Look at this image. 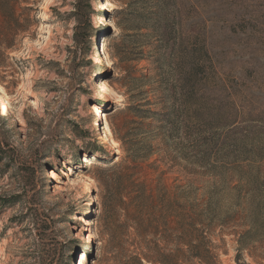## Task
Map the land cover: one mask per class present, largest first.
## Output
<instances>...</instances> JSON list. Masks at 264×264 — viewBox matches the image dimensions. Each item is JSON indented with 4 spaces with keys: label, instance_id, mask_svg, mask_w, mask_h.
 Returning a JSON list of instances; mask_svg holds the SVG:
<instances>
[{
    "label": "rangeland",
    "instance_id": "374dc122",
    "mask_svg": "<svg viewBox=\"0 0 264 264\" xmlns=\"http://www.w3.org/2000/svg\"><path fill=\"white\" fill-rule=\"evenodd\" d=\"M91 1L93 50L84 55L73 41L76 0H20L26 28L8 51L0 11V123L19 161L48 147L65 157L26 190V174L0 166V197L23 194L0 211V264H80L82 255L84 264H133L144 254L264 264V0H177L170 63L164 41L134 23L154 0H103L105 10ZM101 83L108 94L94 100ZM134 181L154 196L139 203L143 226L154 200L167 192L173 202L168 219L166 203L157 205L146 234L128 217L137 205L119 202L132 200Z\"/></svg>",
    "mask_w": 264,
    "mask_h": 264
},
{
    "label": "trees",
    "instance_id": "16d2710c",
    "mask_svg": "<svg viewBox=\"0 0 264 264\" xmlns=\"http://www.w3.org/2000/svg\"><path fill=\"white\" fill-rule=\"evenodd\" d=\"M19 1L20 0H0V11L5 18L7 23L6 28L8 29L6 38H9V36L13 35L11 39H7V41L4 43L6 44L7 51L12 49L14 46V36L24 32L26 28V25L21 22L20 16L16 14V5ZM151 3L153 4H148L147 2L146 5L143 6L146 10L151 11V15L136 13L138 15L136 16L134 23H136L135 26H139L137 24H141V26H144L145 28L152 29L154 33H156L155 36L161 38V40L164 41V43L160 46V49L163 47L164 50L168 52L166 57L170 63L173 61V53L176 43L174 32L176 25L178 24V3L177 0H154ZM24 10H32V8H24ZM94 14L95 10L93 9L91 0H76L73 11V17L75 20V25L73 28V41L75 43V51L81 55L86 54L87 51L89 52L93 50L92 38L94 36L95 29L92 23V17ZM3 55L8 59L6 53ZM182 80V88L189 94L192 89V75L190 70L185 74ZM169 88L171 91H173L174 85H170ZM4 123L5 122L3 121L0 123V166L4 162H7V166L10 167L14 164L18 167L22 174H26L23 176L24 189L31 184L33 176L36 175L39 169L41 172H45L49 168L53 167L56 163L59 164L62 161H65V157H62L61 153L59 151L53 150L52 147L44 148V150H37L34 155L35 159L31 163H29V161H19L18 157H20V154L12 146L10 139L7 137L8 131H5L4 127L2 126ZM45 159H48L47 162H45ZM22 195L23 194L10 197H0V211L4 212L5 208L16 205L21 201ZM130 196L132 199L130 202L123 201V198H120L119 202L121 205L126 207H131L133 206L132 204L137 205L139 212L135 214V217L131 216V214H129L128 217L133 218L134 221L138 220L137 224L139 225V228L144 229L143 231L145 234L150 232V228L153 227V224L151 223L158 220V217H156L155 214V210L158 207L157 205L166 203L165 212H167V214L164 216L165 219H168L172 215L171 212L173 209V202L170 201L168 193L164 192L162 197L159 199V204H155L154 200V207H152L153 211L151 212L149 225L143 226L142 221H140L141 218H143V216H141V213L143 212L141 207L143 206L139 205V203H145L149 199H154V196L151 193V190L148 188V185L141 181H134L132 183V191ZM7 230L8 228L3 230V235L7 233ZM132 260L134 261L133 264H168L167 261L152 257L148 254H144L142 257L138 255L134 256Z\"/></svg>",
    "mask_w": 264,
    "mask_h": 264
},
{
    "label": "bare ground",
    "instance_id": "6f19581e",
    "mask_svg": "<svg viewBox=\"0 0 264 264\" xmlns=\"http://www.w3.org/2000/svg\"><path fill=\"white\" fill-rule=\"evenodd\" d=\"M113 7H114L113 5H110V7L108 8V10H110V11L113 10ZM97 9L98 10H101V9L105 10L106 9V7H105V1L101 0L100 1V4L97 5ZM107 22H109L107 16H104L103 15L102 16V24L103 25L104 24H107ZM110 23H111V21H110ZM101 56L102 55L98 51L97 54L94 56L95 61L96 62H101V60H102L101 59ZM99 86H100V91H97L95 93L94 100L103 99L108 94V87H107V85L105 83H101ZM35 103H38V102L36 101ZM91 109H92V112H94L97 115V117H99L101 120H104V119L106 120V115L103 114L104 113L103 111H101V107H99L98 105H92L91 106ZM102 125H103V122L97 121L96 124H95V127L100 130L101 127H102ZM100 139H101V141H103L104 148L105 149L109 148L108 134H107L106 131L102 132V135L100 136ZM99 155H102V153L101 152H98L96 154V156H99ZM85 161L88 162L87 164H89V163L92 162V160L90 159V156H87V158H86ZM48 176L50 178H54L55 179L56 176H57V172L54 171V170H52L51 172L48 173ZM95 237H96L95 233L93 231L90 232L88 238L94 239ZM84 260H85V255H82V259L80 261V264H84Z\"/></svg>",
    "mask_w": 264,
    "mask_h": 264
}]
</instances>
